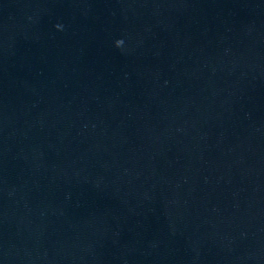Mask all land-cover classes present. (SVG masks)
Masks as SVG:
<instances>
[{"label": "clouds", "instance_id": "9594fccd", "mask_svg": "<svg viewBox=\"0 0 264 264\" xmlns=\"http://www.w3.org/2000/svg\"><path fill=\"white\" fill-rule=\"evenodd\" d=\"M56 27H57L58 30H62L63 26L58 24V25H56ZM123 43H124V41L122 39H118V40L115 41V46L117 48H120V47L123 46Z\"/></svg>", "mask_w": 264, "mask_h": 264}]
</instances>
